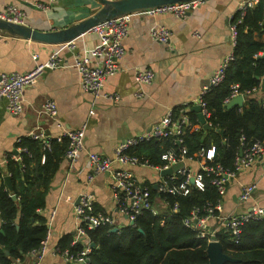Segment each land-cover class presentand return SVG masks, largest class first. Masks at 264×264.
<instances>
[{
  "label": "crops",
  "instance_id": "crops-1",
  "mask_svg": "<svg viewBox=\"0 0 264 264\" xmlns=\"http://www.w3.org/2000/svg\"><path fill=\"white\" fill-rule=\"evenodd\" d=\"M40 1L44 0H0V6H20L26 12L23 23L40 30L68 27L102 7L99 0H55L44 9L37 6ZM244 1L247 0H201L183 18L172 13L149 15L143 11L134 12L130 32L124 39L126 53L120 60L122 68L109 77L104 86L105 92L120 95L119 100L96 96L81 87L74 57L88 54L96 45L99 38L93 30L57 44L37 42L0 30V74L29 71L38 63L46 62L55 52L59 53L62 62L59 67L46 69L34 84L25 87L21 113H11L7 99L0 101V166L6 164L4 158L19 156L22 141L32 131L43 130L48 136L56 137L65 130L85 125V151L75 163L62 154L47 194L44 213L48 218L49 234L41 264H72L59 250L58 242L67 233L75 234L74 239L78 234L80 221L76 206L83 192L91 194L97 211L113 216L115 224L112 228L131 224L115 199L113 172L96 173L88 164V153L113 155L121 141L152 131L170 109L181 115L189 114L202 91L212 85L224 57L233 49L230 21ZM151 23L168 27L170 39L162 42L153 38L148 31ZM255 37L264 42V34L256 33ZM137 67L152 69L154 80L140 85L135 79ZM253 93L262 99L263 85L255 88ZM243 95L244 105L247 96ZM46 99L57 103L58 114L54 118L41 109ZM206 163L207 159L197 152L184 165L194 174L203 170ZM157 167L116 163L114 168L130 169L142 185L159 190V184L170 175H162V170ZM252 183L256 185L252 196L242 201L243 187ZM155 205L163 210L167 203L157 195ZM263 205L264 158L242 169L227 182L221 216L211 217L208 226L220 227L223 216L242 214L254 206ZM84 237L77 242L91 245L92 242ZM34 260L31 253L19 264H33Z\"/></svg>",
  "mask_w": 264,
  "mask_h": 264
},
{
  "label": "trees",
  "instance_id": "trees-1",
  "mask_svg": "<svg viewBox=\"0 0 264 264\" xmlns=\"http://www.w3.org/2000/svg\"><path fill=\"white\" fill-rule=\"evenodd\" d=\"M237 27L235 60L226 68L224 79L210 85L201 96L210 114L207 121L211 129L205 130L197 113L190 111L188 116L194 125H200L199 129L188 126L179 136L140 141L129 150L130 153L147 159L152 166H161L166 163L163 153L171 147L178 150L185 146L188 155L195 157L197 152L215 146V156L207 163H220L224 168L234 170L240 152L255 141L264 140V97L257 98L253 93L254 88L262 86L264 79V42L255 37L256 33L264 34V0L249 7ZM235 84H239V90L247 96L246 103L227 107ZM174 114L177 120L181 116L179 112L174 111ZM176 137L182 139L181 144L176 142ZM50 143L51 148L47 149L39 140L27 137L19 147L27 148V152L19 153L21 159L8 157L6 164L0 166L1 264L22 260L32 250L40 248L48 236V218L44 213L47 194L68 139L50 136ZM201 172L204 187L191 184L186 195L163 192L150 186L154 202L159 195L167 207L158 214L144 210L137 215L134 225L124 223L117 231H112L109 224L89 229L84 223L86 238L95 244L86 264L208 263V238L198 236L197 230L186 227L183 222L194 210L206 215L209 205L223 201L224 196L212 183L213 174L204 169ZM6 175L11 176L12 191L5 180ZM182 180L184 176L179 174L170 182ZM176 204L177 208L172 211ZM215 213L219 214L217 210ZM74 236L67 233L61 237L58 242L61 252L68 250L77 254L82 251L83 241L73 243ZM217 239L223 251L237 259L225 264H264V218L245 223L238 241L225 229L217 232Z\"/></svg>",
  "mask_w": 264,
  "mask_h": 264
},
{
  "label": "built area",
  "instance_id": "built-area-1",
  "mask_svg": "<svg viewBox=\"0 0 264 264\" xmlns=\"http://www.w3.org/2000/svg\"><path fill=\"white\" fill-rule=\"evenodd\" d=\"M55 0H44L37 4L38 7L47 9L50 4ZM201 0L181 1L174 3H167L160 6L146 8L140 11L154 15L157 13H172L176 17L183 18L191 10L196 8L200 4ZM258 0H247L239 5V11L231 18L230 21V42L232 44V51L228 53L217 69L211 84L220 83L225 76L226 68L229 64L235 60L236 53L235 48L238 43L239 29L237 22L245 15L249 7H253L257 4ZM132 14H122L109 19H105L97 23L91 28L97 35L98 41L96 45L91 48L86 55H76L74 57V66L80 74L81 87L84 91L94 93L96 96L103 95L110 99L119 100L120 95L115 93H109L104 91L106 80L115 75L121 70L120 60L126 53L124 45V39L128 36L131 28ZM26 12L20 6L15 4H9L5 7L0 6V19L12 21L15 23L24 24ZM150 35L162 42H167L170 39L171 31L168 27L151 23L148 27ZM61 58L58 52H55L44 63H38L32 69L25 72H11L0 74V101L7 99V108L13 114H19L23 111V92L25 87L34 84L42 73L48 68H56L61 66ZM155 73L150 68L137 67L135 69V79L142 85L151 83L154 80ZM208 89L206 87L198 99L196 104L202 106L206 118L210 115L201 96ZM255 90V88H254ZM243 93L239 90V84L233 85L232 93L227 102ZM42 111L48 116L54 118L58 114L57 103L53 99H46L42 103ZM92 112H94L92 110ZM174 110L170 109L166 115L156 123L152 131L144 135L132 136L124 141H121L114 150L113 155H101L96 152L88 153V164L97 172H113L114 182L113 190L115 199L118 202L119 209L125 213L129 221H135L138 214H141L144 210H151L153 213L158 214L162 211L156 207L152 198L150 188L142 185L136 178L134 172L130 169H115L116 163L128 164V165H150L147 159H141L138 155L130 153V149L137 145L140 141L149 140L152 138L162 139L171 136H179L184 132V129L188 126L194 127L196 130L200 128V125H194L190 120L187 113H184L177 120L174 117ZM85 125L77 129H68L60 133L56 138L62 140L64 137L68 139V146L65 151V157L72 163H75L85 151ZM29 137L39 140L43 146L47 149L51 148L50 136H48L43 130L38 129L32 131L28 135ZM176 142L181 144L182 139L176 137ZM19 151L27 152L26 147L19 148ZM200 155L207 160H212L215 156V146H212L207 151L201 150ZM15 158V157H14ZM162 158L166 161L165 164L158 166L159 170L168 169L178 162H186L191 156L188 155L187 148L185 146L180 147L178 150L171 147L167 152L163 153ZM264 158V140L255 141L246 150H242L240 155L236 158L235 169L228 170L224 168L220 163L215 165L204 164L202 169L213 174L212 183L218 188V191L223 196L227 191V181L238 175V173L251 165L255 161ZM7 157L3 159L7 161ZM15 159H21L20 156ZM184 176V180L181 182H170V180L176 179L177 175ZM195 177V183L191 182V177ZM167 180L159 184V191L169 192L172 194H188L191 189V184L203 188L204 176L201 171L192 174L191 171L184 165L176 173L167 176ZM256 185L254 183L245 185L242 189L241 199L242 201L248 200ZM167 207V206H166ZM177 204L173 206L172 211H175ZM222 209V201L215 205H209L207 207V214L200 215L199 210H194L189 217H186L183 222L186 227L193 230H197L198 236L207 237L208 243L210 241H217V232L221 229L228 231L235 241H238L242 229L245 223L250 220H259L264 218V205L254 206L251 210L242 213L223 216L221 226L216 228H210L208 226V220L211 217H220V210ZM164 210V209H163ZM219 214H216L215 211ZM55 211H53V214ZM76 213L79 217V225L75 239L73 243H76L79 239L86 236V228L84 223L87 224L89 229L101 225H114L115 220L113 216L106 213H102L95 209L92 196L88 192H83L80 195L79 203L76 206ZM49 234V232H48ZM48 237V236H47ZM80 237V238H79ZM47 239V238H46ZM43 241L42 246L38 249H34L30 252L34 254L35 260L33 264H41L40 260L44 253L45 247ZM92 246L86 243L82 251L77 254L69 253L65 250L67 260L72 264H86L88 262V254L92 250ZM20 260L16 259L12 264H19ZM1 264V262H0Z\"/></svg>",
  "mask_w": 264,
  "mask_h": 264
},
{
  "label": "water",
  "instance_id": "water-1",
  "mask_svg": "<svg viewBox=\"0 0 264 264\" xmlns=\"http://www.w3.org/2000/svg\"><path fill=\"white\" fill-rule=\"evenodd\" d=\"M102 3V7L98 9L93 15L83 19L77 23H74L68 27L58 29V30H40L35 29L27 24L15 23L12 21H7L0 19V30L6 31L14 35H19L26 39H31L33 41L42 43H64L74 40L79 35L91 30L93 26L102 20L109 19L122 14L134 13L146 8H152L160 6L167 3L190 1V0H99ZM264 87V80H263ZM244 102V95H238L234 97L231 101L227 103V107H232L234 105L242 106ZM189 111L197 113L200 123L205 130L211 129L207 118L202 111V106L200 104H194ZM221 133H223L221 131ZM242 152V151H241ZM184 166L183 162H178L168 169L161 171L162 175H171L176 173L181 167ZM8 188L12 190L11 176H5ZM191 182L195 183V177H191ZM16 199V195H13ZM134 224V221H130ZM119 227H113L112 231H117ZM94 242L91 246L94 247ZM207 254L209 257V262L205 264H225L226 262H236L237 259L223 251L222 244L217 241H210L207 246Z\"/></svg>",
  "mask_w": 264,
  "mask_h": 264
}]
</instances>
